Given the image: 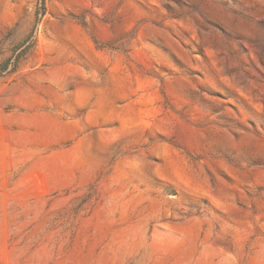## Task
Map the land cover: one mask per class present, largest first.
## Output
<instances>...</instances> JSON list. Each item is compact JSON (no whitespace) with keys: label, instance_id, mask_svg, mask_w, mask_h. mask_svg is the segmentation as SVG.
Masks as SVG:
<instances>
[{"label":"rangeland","instance_id":"obj_1","mask_svg":"<svg viewBox=\"0 0 264 264\" xmlns=\"http://www.w3.org/2000/svg\"><path fill=\"white\" fill-rule=\"evenodd\" d=\"M0 264H264V0H0Z\"/></svg>","mask_w":264,"mask_h":264},{"label":"bare ground","instance_id":"obj_2","mask_svg":"<svg viewBox=\"0 0 264 264\" xmlns=\"http://www.w3.org/2000/svg\"><path fill=\"white\" fill-rule=\"evenodd\" d=\"M39 119H34L32 123H35ZM169 233L159 235L157 238L158 246L163 249L165 253H173L186 248V245L190 239L187 232H178L175 229L170 228Z\"/></svg>","mask_w":264,"mask_h":264}]
</instances>
